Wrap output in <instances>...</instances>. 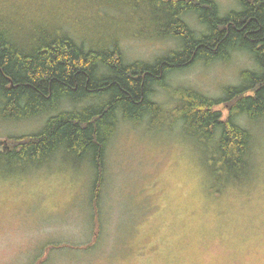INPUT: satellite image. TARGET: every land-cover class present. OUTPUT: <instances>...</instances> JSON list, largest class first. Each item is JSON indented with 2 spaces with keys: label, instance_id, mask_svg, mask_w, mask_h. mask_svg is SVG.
Segmentation results:
<instances>
[{
  "label": "trees",
  "instance_id": "1",
  "mask_svg": "<svg viewBox=\"0 0 264 264\" xmlns=\"http://www.w3.org/2000/svg\"><path fill=\"white\" fill-rule=\"evenodd\" d=\"M235 2L222 13L214 0H0V123L43 117L37 131L6 137L0 172L26 173L57 155L87 161L89 204L100 215L108 144L121 123H144L194 140L216 182H250L249 125L264 120V0ZM128 30L173 47L153 61H126L120 39ZM237 51L253 65L221 95L175 88L168 110L154 99L175 72L225 63ZM221 104L225 117L215 110ZM100 232L98 224L83 248Z\"/></svg>",
  "mask_w": 264,
  "mask_h": 264
},
{
  "label": "rangeland",
  "instance_id": "2",
  "mask_svg": "<svg viewBox=\"0 0 264 264\" xmlns=\"http://www.w3.org/2000/svg\"><path fill=\"white\" fill-rule=\"evenodd\" d=\"M214 1L222 13L236 7ZM129 31L120 39L126 61H153L173 47ZM252 65L239 51L225 63L192 64L157 87L154 99L168 110L175 88L217 97ZM215 110L228 113L224 104ZM42 122L0 123V149L6 137L35 132ZM249 128L257 174L224 186L178 127L121 123L106 151L100 215L89 204L87 161L57 155L26 173L0 172V264H264V120ZM98 224V238L84 249Z\"/></svg>",
  "mask_w": 264,
  "mask_h": 264
}]
</instances>
